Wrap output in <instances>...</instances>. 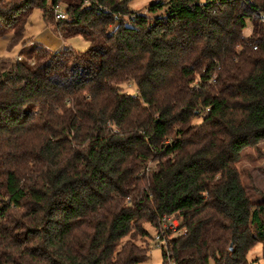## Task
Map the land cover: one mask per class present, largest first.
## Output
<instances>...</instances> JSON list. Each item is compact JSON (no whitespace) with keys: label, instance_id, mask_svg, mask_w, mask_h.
Instances as JSON below:
<instances>
[{"label":"trees","instance_id":"obj_1","mask_svg":"<svg viewBox=\"0 0 264 264\" xmlns=\"http://www.w3.org/2000/svg\"><path fill=\"white\" fill-rule=\"evenodd\" d=\"M130 1L0 0L23 43L0 58V264H143L147 225L163 264H251L258 242L264 260L238 168L264 158V0ZM36 8L89 48L25 40Z\"/></svg>","mask_w":264,"mask_h":264},{"label":"rangeland","instance_id":"obj_2","mask_svg":"<svg viewBox=\"0 0 264 264\" xmlns=\"http://www.w3.org/2000/svg\"><path fill=\"white\" fill-rule=\"evenodd\" d=\"M159 0H131L130 8L139 13H147V8L154 2ZM204 1V0H201ZM51 3V0H49ZM252 29L251 21L248 22L247 28L244 30L245 35H249ZM11 35L8 34L6 38H0V58L19 57L23 49V43L19 42L12 47H9V39ZM25 40H31L35 43L49 46L55 50L63 47H72L77 51H85L89 48L90 43L82 36H75L69 39H62L55 27L48 25L43 18V11L36 8L32 11L28 18V23L25 28ZM124 90L130 94H136L137 87L134 83L124 85ZM263 148H264V141ZM238 168L242 173V179L251 200L254 203L259 202L264 195V158L257 155L255 149L247 148L242 154V158L238 163ZM155 239L150 240L149 257L143 264H163V245H166L164 240H156V232L147 225ZM173 235L176 234L173 231ZM262 242H258L256 246L250 251L248 258L251 264H264L262 258ZM169 264V263H168Z\"/></svg>","mask_w":264,"mask_h":264},{"label":"built area","instance_id":"obj_3","mask_svg":"<svg viewBox=\"0 0 264 264\" xmlns=\"http://www.w3.org/2000/svg\"><path fill=\"white\" fill-rule=\"evenodd\" d=\"M65 17V9L62 5H59L56 7V18L61 19ZM262 20L264 21V13L262 15ZM257 48V47H255ZM18 59L20 60L21 57L19 56ZM180 222L178 219H175L171 216H164L162 219V228L163 230H171L178 232L179 231ZM182 233V232H181ZM162 234L156 235V240H164L162 239ZM166 244H168V240H164Z\"/></svg>","mask_w":264,"mask_h":264},{"label":"crops","instance_id":"obj_4","mask_svg":"<svg viewBox=\"0 0 264 264\" xmlns=\"http://www.w3.org/2000/svg\"><path fill=\"white\" fill-rule=\"evenodd\" d=\"M47 48L51 49V50H55L54 48H50L49 46H47ZM20 55V54H19ZM263 144V143H262Z\"/></svg>","mask_w":264,"mask_h":264}]
</instances>
